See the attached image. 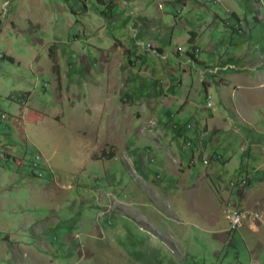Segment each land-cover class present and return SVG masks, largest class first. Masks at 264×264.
<instances>
[{
    "label": "rangeland",
    "instance_id": "374dc122",
    "mask_svg": "<svg viewBox=\"0 0 264 264\" xmlns=\"http://www.w3.org/2000/svg\"><path fill=\"white\" fill-rule=\"evenodd\" d=\"M226 64L251 82L224 108L206 80ZM230 207L260 231L231 233ZM247 245L264 264V0H0V264H245Z\"/></svg>",
    "mask_w": 264,
    "mask_h": 264
},
{
    "label": "crops",
    "instance_id": "0c3cea01",
    "mask_svg": "<svg viewBox=\"0 0 264 264\" xmlns=\"http://www.w3.org/2000/svg\"><path fill=\"white\" fill-rule=\"evenodd\" d=\"M177 1H180V2H185L186 0H177ZM231 8V9H230ZM231 10L232 11V17L233 18H235L236 20H238V19H241V20H243L241 17H240V15L238 14V12L235 10V9H233L232 7H228L227 8V12H228V10ZM236 15V16H235ZM242 23V22H241ZM192 33H195V32H191L190 34H192ZM196 34V33H195ZM191 37H192V35H191ZM196 38H197V34H196ZM196 38H195V40H196ZM191 39V38H190ZM195 40H194V42H195ZM158 49V51H160V52H163L162 50H161V48H157ZM198 52H199V50L197 49V54H198ZM197 54H196V57H197ZM198 62H200V63H202L201 61H198ZM202 64H205L204 62L202 63ZM225 67H229V69L228 70H226V72H228V71H230L231 70V72L230 73H228V74H226L223 78H222V82H218V81H215V82H212L211 80H206L208 83H210L209 84V86H207V89H208V93H209V95H211V92L212 91H216V97H215V100H217L218 102H219V104L221 105V106H223L224 108H225V104H227V95H229V93L230 92H228V87H227V85H231V86H235L237 89H239V90H241L242 88H241V86L239 85L240 84V82H239V80L242 78L243 79V81L246 83V82H251V79H250V76H246V74H244V72H245V70H246V67L245 66H243V67H236V66H234V65H230V64H226L225 65ZM224 67V68H225ZM206 68L207 69H209L210 67H208L207 65H206ZM256 68H258L257 66L256 67H253V68H251V71L253 70H256ZM202 76V75H201ZM201 79H203V77H201ZM206 84V83H205ZM214 85H215V87H214ZM238 92V91H237ZM206 93V95H207V91L205 92ZM210 98H211V96H210ZM238 100V98H235V105L238 107V110L241 112V111H243V116H246V103L244 104V102L240 99V101H237ZM241 103V104H240ZM198 107H201V106H198ZM205 107H208V106H205ZM211 109H213V111H220V110H218L216 107H214V108H211ZM182 112H184V111H182ZM200 114H201V111H200V113L199 114H197L198 116H200ZM213 125H216L215 123L213 124ZM186 129H188L187 128V126H186ZM190 139V138H189ZM188 139V140H189ZM195 138L193 137V138H191L190 139V141L192 140H194ZM189 141V142H190ZM241 212H243V214H245L244 215V217H243V226H244V224L246 225L245 227H242V228H247V229H249L250 231H254V233L256 232V231H258L259 230V226H258V224H256V221H253V219H252V217H251V215L250 216H247L246 215V213L244 212V211H241ZM253 213V212H252ZM260 213V212H259ZM261 216L263 217V215L261 214ZM263 220V219H262ZM228 224H229V222H228ZM229 227V226H228ZM240 230H238V231H232L231 233H237V232H239ZM260 231V230H259ZM257 234V233H256ZM248 246V252H249V256H250V260L249 261H246V263L245 264H261L260 263V261H259V256H258V254L257 253H255V251L253 250V247L252 246H250V245H247ZM240 264H243V263H240Z\"/></svg>",
    "mask_w": 264,
    "mask_h": 264
},
{
    "label": "built area",
    "instance_id": "2783aa9c",
    "mask_svg": "<svg viewBox=\"0 0 264 264\" xmlns=\"http://www.w3.org/2000/svg\"><path fill=\"white\" fill-rule=\"evenodd\" d=\"M228 69H229V67H225L224 68V70H228ZM219 70H220L219 68H216L214 70V72H218ZM187 128L190 129V128H192V126L190 124H188ZM188 144H191V143L189 142ZM203 160H204L205 164L208 163L207 158H204ZM38 162L35 165H37ZM39 176L42 177L41 175H39ZM249 183H250L249 178H245V179L240 181L239 186L240 187H247L249 185ZM226 213H227L226 217H227V219L229 221V230L230 231H238V230H240L243 227V217H244L245 214H243V212L239 211L238 209H236L234 207H232V208L230 207L226 211ZM251 217H252L253 221H259V220L262 221V216L258 212L252 213Z\"/></svg>",
    "mask_w": 264,
    "mask_h": 264
},
{
    "label": "trees",
    "instance_id": "16d2710c",
    "mask_svg": "<svg viewBox=\"0 0 264 264\" xmlns=\"http://www.w3.org/2000/svg\"><path fill=\"white\" fill-rule=\"evenodd\" d=\"M97 1H99V3H101V4H105V1H106V0H97ZM109 8H112V7L109 6ZM235 16H236V15H235ZM239 21H240V19L236 20L237 23H238ZM237 27H238V25H237ZM232 29H233L234 31H236V32H241V31H239L240 28H236L235 26H234ZM191 35H192V37H191V39H190V43L193 44V43H194V40H195V38H196V34H195V33H192ZM53 52H54V47L51 48V53H53ZM196 54H197V49L194 50L193 52L188 53V56H189L193 61L198 62V59H197V57H196ZM7 59H9L10 61L14 62V58H10V57H8ZM103 155H105V156H106V155H110V158L112 157L111 154L103 153ZM33 166H34L35 168H41V169H42L43 172L40 173V175L42 176L41 178H43V177H44V171H46V170L43 168V164L41 163V161H39L37 165H34V164H33Z\"/></svg>",
    "mask_w": 264,
    "mask_h": 264
}]
</instances>
